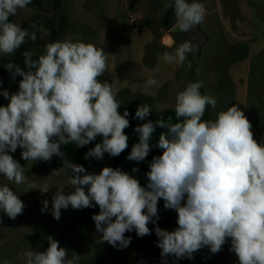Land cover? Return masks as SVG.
Instances as JSON below:
<instances>
[{
  "label": "clouds",
  "instance_id": "9594fccd",
  "mask_svg": "<svg viewBox=\"0 0 264 264\" xmlns=\"http://www.w3.org/2000/svg\"><path fill=\"white\" fill-rule=\"evenodd\" d=\"M31 0H0V53L11 55L29 38L35 42L50 33L43 26L29 32L10 17L24 10ZM173 9V32H191L205 20L206 9L198 0H165L164 10ZM200 46L185 41L174 52L165 51L163 60L182 66L189 54L199 53ZM23 52L27 70L14 63L6 68L22 77L14 94L3 91L9 100L0 106V175L27 190L48 193L47 183L29 182L24 167L9 153L19 147L25 161H50L63 158L62 144L88 145L101 137L85 158L102 160L104 154L119 156L128 147L124 130L130 126L129 112H118L117 89L98 78L108 72L107 55L92 43L66 39L47 43L43 54ZM187 66L191 68V62ZM157 81L149 78L145 92ZM203 81L188 82L175 97L176 123L169 117L148 120L134 131L139 142L127 156L142 162L152 150L150 141L159 127L156 147L163 150L154 156L146 173L147 185L120 168L104 167L99 174L88 173L81 165L67 163L74 192L65 195L56 188L52 196V215L61 218V210L99 207L94 214L102 241L114 248H126L135 230L138 237L150 234L147 226L159 220L158 201L175 210L177 227L173 231L155 228L161 256L191 259L193 253L207 246L211 253L221 251L230 238V252L239 264H264V144L257 143L252 125L238 105L221 110L214 119H203L206 107L217 108L218 100L202 94ZM152 108L139 106L136 119L145 120ZM138 172V168H133ZM83 173V175H81ZM52 174H58L57 171ZM87 187V191L85 190ZM42 212L48 201L42 202ZM25 205L8 184L0 185V212L16 219ZM155 218V219H153ZM46 251L21 252L24 264H79L80 255L69 258L67 249L51 236ZM3 264H9L7 260Z\"/></svg>",
  "mask_w": 264,
  "mask_h": 264
},
{
  "label": "rangeland",
  "instance_id": "374dc122",
  "mask_svg": "<svg viewBox=\"0 0 264 264\" xmlns=\"http://www.w3.org/2000/svg\"><path fill=\"white\" fill-rule=\"evenodd\" d=\"M131 1L64 0L60 11L55 6H47L34 11L19 10L14 17L15 23L29 32L41 26L49 30L66 22L61 41L71 39L103 48L108 65L104 75L117 89L120 105L137 109L148 104L152 111L175 109L177 93L184 90L188 82L203 81L201 93L218 100L215 110L210 105L206 107L203 119H214L219 111L238 105L252 125L254 139L264 144V0H198L206 9L201 27L208 42L197 55L189 54L191 68L187 66L188 61L178 66L162 58L163 52H174L184 43L176 42L172 29L165 26L168 16L176 19L174 10H164L165 0H136L133 7ZM26 22L30 23L28 30ZM243 37L247 38L243 40ZM24 45L15 51L19 58L17 66L27 70L23 52L30 50ZM43 52L44 49L39 54ZM5 56L0 53L1 64ZM33 59L37 58L33 56ZM236 63L239 64L234 67ZM7 64L5 62L4 71L0 68V93L6 90L11 95L18 92L22 77L13 79ZM149 78L155 79L157 84L145 92ZM8 103L0 94V106ZM60 150L63 158L53 156L50 161H25L19 147L9 153L24 167L29 182H35L38 187L47 183L50 191H26V184L17 185L0 175V185L8 184L25 205L22 214L14 220L0 212V264L5 260L9 264H24L19 254L27 250L46 251L49 236L68 250L69 258L79 254V264H130L134 252L133 255L145 254L169 264H239L235 254L229 251L230 238L215 254L205 246L193 253L191 259L162 257L156 227L149 225L150 234L138 237L135 230L126 232L131 243L126 248H114L102 241V234L96 230L92 217L99 214L98 206L79 210L69 206L61 210V218L56 220L52 215V196L56 188L63 187L65 195L75 190L69 179L72 171L64 164V161L70 162L65 157L63 144ZM136 163L126 157L120 164H114L105 153L96 165L81 166L88 173L99 174L104 167L128 172ZM55 171L58 174H52ZM45 200L48 208L42 212ZM176 227L177 221L161 229L173 231Z\"/></svg>",
  "mask_w": 264,
  "mask_h": 264
},
{
  "label": "trees",
  "instance_id": "16d2710c",
  "mask_svg": "<svg viewBox=\"0 0 264 264\" xmlns=\"http://www.w3.org/2000/svg\"><path fill=\"white\" fill-rule=\"evenodd\" d=\"M175 24V20H171L170 16H168L165 20V26L171 29L173 25ZM1 71V70H0ZM101 82L108 81L109 83H112V81L105 75L101 76L98 78ZM113 85V84H112ZM127 110L129 112V122L130 126L124 130V133L129 137L128 139V147L122 152L119 156L112 157V162L114 164H120L125 160L127 157V154L129 152L130 147L139 142V137L138 134L135 133L134 129L137 126L142 125L143 123L147 122L148 120H152L155 122L158 120L160 117H163L165 120H167L169 117L172 118V122L176 123L179 122L177 121L175 117V109H168L164 111H152L150 115L145 118V120H139L134 118L135 117V112L137 109L128 106V105H120V108L118 109V112L123 115L124 111ZM207 113V110L205 111ZM165 131L164 129H161L159 127L156 128L155 132L153 133L152 140L150 141V146H151V151L149 152L148 156L146 159L142 162H137L129 171L128 173L135 178H137L140 181L141 186H146L147 185V176L146 173L150 170L149 169V163L152 161V158L154 156H159L162 154L161 149L156 147V142L158 141L159 135L161 132ZM101 142V137H97L95 141L90 142L88 145L82 146V147H77L74 143H69L67 145L63 144V149L65 153V157L67 161L73 164L77 165H86V166H92L96 165L99 163L100 160H97L95 158H88L86 159V153L91 149L95 147L96 143ZM133 168H138V172H133ZM158 215H159V220L156 222V224L149 223V226L153 227H160L164 228L172 224L173 222L177 221V213L175 210L172 209H165L164 208V201L163 199H160L158 201ZM155 219V218H153Z\"/></svg>",
  "mask_w": 264,
  "mask_h": 264
},
{
  "label": "crops",
  "instance_id": "0c3cea01",
  "mask_svg": "<svg viewBox=\"0 0 264 264\" xmlns=\"http://www.w3.org/2000/svg\"><path fill=\"white\" fill-rule=\"evenodd\" d=\"M63 2H64V0H31V3L24 10H29L30 9V10L34 11V10L45 8L47 6L48 7L50 6V8H54V6H55L60 11L62 9L61 6H62ZM10 22H14L15 23V17L14 16L10 17ZM25 24L27 26L26 29L28 30V28L30 27V23L26 22ZM65 28H66V22L63 23L62 26L57 24V25H55V26H53V27H51L49 29V33L50 34L46 38L41 39L40 38L41 34L39 32H37V40L35 42L31 41L29 38H26V40H25V42L23 44H25L24 46L27 49H29L30 51L36 53V55H34V57L38 58L37 55L39 54L40 50L45 49V46H46L47 43L55 42V41H58V40L61 41V39L63 38L64 33L66 32ZM248 31L249 30L245 31V33H248ZM241 33H242V31H241ZM246 38L247 37H243L242 39L244 40ZM18 60H19V58H17V56H16V51L13 54H11V55H6L4 57V61H2V64L0 63L1 70L4 71L5 62L6 63H14V64L18 65ZM238 64L239 63H236L234 65V67L237 66ZM133 254H135V252ZM133 254L130 256V264H134V260H133L134 255Z\"/></svg>",
  "mask_w": 264,
  "mask_h": 264
},
{
  "label": "water",
  "instance_id": "95a60500",
  "mask_svg": "<svg viewBox=\"0 0 264 264\" xmlns=\"http://www.w3.org/2000/svg\"><path fill=\"white\" fill-rule=\"evenodd\" d=\"M135 1L136 0H132L130 2L131 7L134 6ZM174 33L175 32L171 31L172 37L175 35ZM183 39L188 40V38H183ZM193 41L194 43L199 44L200 46L199 52L206 46L208 42V36L202 30L200 25H197L196 28L193 29ZM133 260H134V264H169L165 260H161V259L149 256V255H145V254L134 255Z\"/></svg>",
  "mask_w": 264,
  "mask_h": 264
},
{
  "label": "flooded vegetation",
  "instance_id": "af4514ba",
  "mask_svg": "<svg viewBox=\"0 0 264 264\" xmlns=\"http://www.w3.org/2000/svg\"><path fill=\"white\" fill-rule=\"evenodd\" d=\"M171 29H173V27H171ZM174 34L175 35L173 37H174V40L176 42H185V41H192V42H194L193 41V30L191 32H188V33L176 31ZM183 38H188V40L187 39H183Z\"/></svg>",
  "mask_w": 264,
  "mask_h": 264
}]
</instances>
